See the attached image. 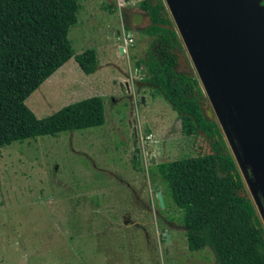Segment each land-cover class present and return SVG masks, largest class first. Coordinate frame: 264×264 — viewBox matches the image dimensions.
<instances>
[{
	"label": "rangeland",
	"instance_id": "obj_1",
	"mask_svg": "<svg viewBox=\"0 0 264 264\" xmlns=\"http://www.w3.org/2000/svg\"><path fill=\"white\" fill-rule=\"evenodd\" d=\"M118 1L78 0L68 38L75 54L96 50L95 72L85 75L71 58L25 101L43 118L97 96L104 124L0 147V264H214L210 250L187 249L157 171L160 163L207 153L209 141L183 134L176 112L136 69L154 50L152 38L131 31L134 42L120 54L122 11L139 0L121 7ZM166 11L180 41L177 53L191 65ZM194 75L200 103L209 106ZM256 216L263 226L257 210Z\"/></svg>",
	"mask_w": 264,
	"mask_h": 264
},
{
	"label": "trees",
	"instance_id": "obj_2",
	"mask_svg": "<svg viewBox=\"0 0 264 264\" xmlns=\"http://www.w3.org/2000/svg\"><path fill=\"white\" fill-rule=\"evenodd\" d=\"M79 9L78 0H0V147L104 124L97 96L43 118L25 104L71 58L85 75L95 72L96 50L75 54L68 38ZM140 9L151 21L141 34L152 38L153 47L179 45L162 0H142ZM153 49L137 61L145 82L176 112L183 134H202L209 141L207 153L157 165L178 210L187 249L210 250L214 264H264V228L217 123L203 115L197 81L176 74V56L169 49Z\"/></svg>",
	"mask_w": 264,
	"mask_h": 264
},
{
	"label": "water",
	"instance_id": "obj_3",
	"mask_svg": "<svg viewBox=\"0 0 264 264\" xmlns=\"http://www.w3.org/2000/svg\"><path fill=\"white\" fill-rule=\"evenodd\" d=\"M262 1L163 0L190 58L191 76L196 73L209 101L204 116L216 119L264 227ZM124 23L127 29L140 31L150 18L137 9ZM119 52L124 53L122 47Z\"/></svg>",
	"mask_w": 264,
	"mask_h": 264
},
{
	"label": "flooded vegetation",
	"instance_id": "obj_4",
	"mask_svg": "<svg viewBox=\"0 0 264 264\" xmlns=\"http://www.w3.org/2000/svg\"><path fill=\"white\" fill-rule=\"evenodd\" d=\"M149 1H156V0H149ZM163 1V0H162ZM142 2V0H139L138 4H137V7L135 9H132V10H123L122 11V15H123V19L127 20L128 22H130V18L133 14H135V12L137 11V9H140V3ZM123 5H125V2L123 3ZM141 10V9H140ZM124 23V22H123ZM151 25V21H150V24L147 23V26L140 30V31H135V32H141L143 30H145L146 28H148L149 26ZM122 27L128 31V32H131V30L127 29V27L125 26V23L122 25ZM170 28L172 30H174V32L176 33L175 29L172 27V25L170 26ZM178 38V36H177ZM178 42H179V45H175L173 42H172V47L169 48L165 42L164 43H161V44H158L156 46H154L155 49L157 50H163V49H169L173 54H175L176 56V62H175V65L173 66L176 74L178 75H184V76H188L192 79H195L196 78L194 77L195 75L191 76L192 72L189 70L190 69V66H189V63L186 62V59L184 57H181L180 54H178L177 52L180 50V41H179V38H178ZM147 54H145L146 56ZM137 63V62H136ZM136 67V66H135ZM194 72V71H193ZM194 74H196L194 72ZM197 81V80H196ZM198 83V82H197ZM202 103V102H201ZM205 106L206 105H201V109H202V112L204 113L203 115H205ZM206 118V116H205ZM207 119V118H206ZM209 120V119H208ZM215 122L217 123L216 119H214ZM212 121V120H210ZM244 183V182H243ZM246 188V187H245ZM248 194V193H247ZM249 195V194H248ZM249 197V196H248ZM254 207V206H253ZM255 209V208H254ZM255 212H256V209H255ZM260 218V217H259ZM164 222H167L166 219H162ZM261 222V221H260ZM264 228V227H263Z\"/></svg>",
	"mask_w": 264,
	"mask_h": 264
},
{
	"label": "built area",
	"instance_id": "obj_5",
	"mask_svg": "<svg viewBox=\"0 0 264 264\" xmlns=\"http://www.w3.org/2000/svg\"><path fill=\"white\" fill-rule=\"evenodd\" d=\"M118 1V0H117ZM119 6L121 7L123 5V2L118 1ZM133 32V31H132ZM132 32H128L126 31L122 26H121V30H120V36L123 40V45H122V49L123 52H127L128 48L130 46H132V42H134L133 40V36H132Z\"/></svg>",
	"mask_w": 264,
	"mask_h": 264
}]
</instances>
